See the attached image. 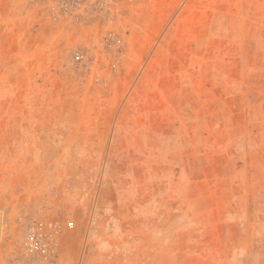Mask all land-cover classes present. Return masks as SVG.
Returning a JSON list of instances; mask_svg holds the SVG:
<instances>
[{
	"label": "rangeland",
	"instance_id": "rangeland-1",
	"mask_svg": "<svg viewBox=\"0 0 264 264\" xmlns=\"http://www.w3.org/2000/svg\"><path fill=\"white\" fill-rule=\"evenodd\" d=\"M34 221L46 264H264V0H0V264Z\"/></svg>",
	"mask_w": 264,
	"mask_h": 264
},
{
	"label": "built area",
	"instance_id": "built-area-1",
	"mask_svg": "<svg viewBox=\"0 0 264 264\" xmlns=\"http://www.w3.org/2000/svg\"><path fill=\"white\" fill-rule=\"evenodd\" d=\"M66 226L70 229L74 227L73 221H68ZM62 226L57 223L34 221L31 223L26 234V248L37 258V264H46L51 257V250L57 238L62 232Z\"/></svg>",
	"mask_w": 264,
	"mask_h": 264
}]
</instances>
